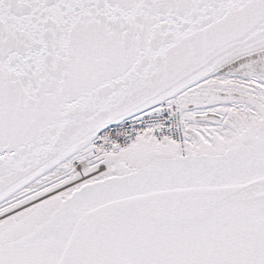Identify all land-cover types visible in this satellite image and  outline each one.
Returning <instances> with one entry per match:
<instances>
[{
  "label": "snow or ice",
  "instance_id": "snow-or-ice-1",
  "mask_svg": "<svg viewBox=\"0 0 264 264\" xmlns=\"http://www.w3.org/2000/svg\"><path fill=\"white\" fill-rule=\"evenodd\" d=\"M0 264H264V0H0Z\"/></svg>",
  "mask_w": 264,
  "mask_h": 264
}]
</instances>
